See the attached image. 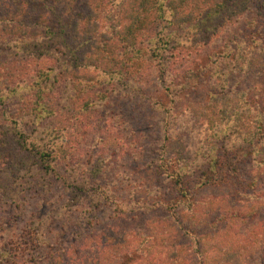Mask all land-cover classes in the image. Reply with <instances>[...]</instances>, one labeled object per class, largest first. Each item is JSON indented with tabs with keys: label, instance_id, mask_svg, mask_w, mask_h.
<instances>
[{
	"label": "trees",
	"instance_id": "obj_1",
	"mask_svg": "<svg viewBox=\"0 0 264 264\" xmlns=\"http://www.w3.org/2000/svg\"><path fill=\"white\" fill-rule=\"evenodd\" d=\"M245 13L250 14L249 24H262L264 0H0V43L13 41L10 46L13 47L29 39L42 38L44 43L55 40L56 47H47V52L42 47L40 52H45L46 61L50 59L58 67V72L47 68L55 70L50 75L39 69L22 75L17 70V76L12 74L15 75L13 87L0 91V145L6 144L10 137L20 150L33 153L48 168L46 164L55 143L49 138L53 129L43 127V121L59 113L49 94L62 71L74 73L73 86L78 87L80 96L89 100L91 95L96 96V86L102 84L94 79L91 70L105 75L106 84H110L115 75L134 73V67L141 68L146 62L161 65L165 51L171 52L174 48L171 44L181 31L184 34L178 45L187 46L194 33L211 38L208 34H216L227 21L232 22ZM245 29L238 32L244 33ZM257 31L258 28L244 34L239 41L228 35L225 39L224 47H241L238 65L245 72L255 66L258 69V65L264 71V63L256 57V51L263 45L250 40L252 35L261 36ZM68 39L71 43H67ZM65 55L69 56V62L63 61ZM39 56L34 52L32 57ZM165 71L163 64L159 72ZM7 74L3 72V80ZM13 92L20 99L19 106L3 109L8 94L11 96ZM235 98L226 93L219 98L214 96L202 105V110L194 111L196 118L201 116L206 130L197 152L174 138L171 130L166 131L167 161L156 164L154 169L169 183V192L160 196L155 193V200L143 201L141 206L139 199L131 198L124 208L127 211L131 204L138 205L137 210L146 209L143 215L155 213L159 217L119 227L118 222L126 219L125 211L116 207L110 218L113 221L117 216L121 220L113 221L103 231L90 233L88 239L60 247L47 243L44 255L31 253L28 259L5 262L109 264L125 259L121 264H130V260H136L135 264H264L263 257H256L264 250V194L257 192L252 196L253 202H232L241 194L251 197L248 191L255 194L258 185L255 170L264 171V116L255 114L256 104L249 98L237 97V101ZM12 122L13 128L20 126L21 131H12L8 124ZM29 124H35L36 128L29 130ZM232 135L234 141L230 142ZM60 136L57 150L62 153L67 140ZM227 142L232 149L224 148ZM244 162L252 164L251 181L244 175L245 169L239 167ZM215 183L230 188L231 193L195 196L197 189ZM116 209L122 214L115 213ZM137 210L134 207L129 212ZM136 218V214L127 216L133 222ZM37 241L36 238L34 242ZM252 245L259 247L254 256L247 252ZM41 246L40 242L33 250ZM10 247L1 246L0 256L10 258L23 253L20 252L23 247ZM13 248L15 253L11 251ZM256 258L260 260L258 263L254 262Z\"/></svg>",
	"mask_w": 264,
	"mask_h": 264
},
{
	"label": "rangeland",
	"instance_id": "obj_2",
	"mask_svg": "<svg viewBox=\"0 0 264 264\" xmlns=\"http://www.w3.org/2000/svg\"><path fill=\"white\" fill-rule=\"evenodd\" d=\"M249 15L245 13L232 22L227 21L222 30L208 34L211 38L194 33L190 36L193 40L187 42V46L178 45L184 34L181 31L171 44L174 47L171 52L165 51L161 65L146 62L141 68L134 67V73L113 75L114 80L110 84H106L105 75L91 70L94 79L102 84L96 86L98 92L96 96L91 95L89 100L80 96L78 87L73 86L74 73L62 71L48 93L53 105H58L59 113L43 121V127L50 131L53 129L49 138L55 143L52 157L46 164L48 168L33 153L20 150L10 137L6 144L0 145L3 154L0 156V247L5 244L10 248L23 247L20 250L23 253L10 258L0 256V264H12L5 260L19 262L28 259L31 253H35L34 256L36 253L44 255V244L47 243L60 247L88 239L90 233L103 231L113 221L121 220L117 216L113 221L110 218L116 207L125 211L123 215L126 219L118 222L119 227L159 217L160 214L155 213L143 215L146 209L137 208L144 205L143 201L155 200V193L160 196L169 192V183L162 180L160 173L154 169L156 164L167 161L164 135L171 130L174 138L197 152L206 130L201 116L196 118L198 115L195 116L194 111L202 110V105L214 96L219 98L226 93L236 97V101L237 97L243 100L249 98L256 104L255 114L264 116V71L261 72L258 65V69L255 66L245 72L238 65L241 47H224L227 35L239 41L244 34L258 28L261 36L252 35L253 39L250 40L263 45L256 51V57H260L259 60L264 63V20L262 24L251 25ZM245 27L244 33L238 32ZM67 43H71L70 39ZM12 44L13 41L0 43L1 92L13 87L12 80L17 76V70L19 75L33 72L31 69H39L50 75L55 71L47 69L51 67L58 72L56 63L50 59L46 61L45 53L47 47H56L55 40L44 43L42 38H37L10 47ZM252 44L254 46V42ZM42 47L45 52H40ZM34 52L40 55L38 59L32 57ZM62 59L70 61L68 55L62 56ZM163 64L166 71L161 74L159 70ZM15 70L16 73L13 72ZM4 71L9 75L3 80ZM118 76H121L120 80H116ZM13 93L11 96L8 94L3 109L19 106L20 99L17 93ZM91 106L97 108L91 110ZM8 124L12 131H21L20 126L13 128V122ZM27 128L31 130L36 126L29 124ZM33 131L35 135L36 130ZM59 133L67 140L62 153L57 150L61 142ZM233 141L232 135L230 142ZM224 148L230 150L232 146L227 142ZM194 159L199 160V156L196 155ZM251 165L247 162L239 165L240 169H245L243 173L247 178L251 175ZM255 174L260 185L255 186V194L248 191L251 197L243 196L245 194L235 196L238 200H233L234 204L253 202L252 196L257 192L264 194V171L257 169ZM227 193H231L230 188L215 183L197 189L195 196ZM131 198L139 199V206L131 204L126 211L124 208L128 206L125 203L130 204ZM134 207L137 211L130 213ZM117 209L115 213L119 212ZM133 214L137 215L135 222L127 219L128 215ZM36 238L37 243L34 242ZM40 242L42 246L34 251L33 247ZM257 246L252 245L247 252L254 256L259 250ZM25 247L28 250H24ZM14 248L12 253H15ZM257 256L263 257L264 262V250ZM124 261L117 259L109 264ZM259 261L256 258L254 262ZM135 263L136 260H130V264Z\"/></svg>",
	"mask_w": 264,
	"mask_h": 264
}]
</instances>
